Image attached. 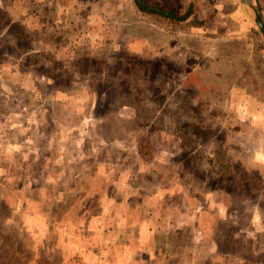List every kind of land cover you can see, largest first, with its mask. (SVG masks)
I'll use <instances>...</instances> for the list:
<instances>
[{
  "label": "rangeland",
  "instance_id": "obj_1",
  "mask_svg": "<svg viewBox=\"0 0 264 264\" xmlns=\"http://www.w3.org/2000/svg\"><path fill=\"white\" fill-rule=\"evenodd\" d=\"M116 212L149 220L150 264H264V37L241 0H0V264H99L67 237Z\"/></svg>",
  "mask_w": 264,
  "mask_h": 264
},
{
  "label": "crops",
  "instance_id": "obj_2",
  "mask_svg": "<svg viewBox=\"0 0 264 264\" xmlns=\"http://www.w3.org/2000/svg\"><path fill=\"white\" fill-rule=\"evenodd\" d=\"M190 4L194 5L192 1ZM167 16H170L167 14ZM115 223L110 225L108 223L107 229L100 230L96 228L92 230L96 234L101 233L102 236L97 235V240L95 241L94 237H88V235L82 234V230L78 229L80 232L72 236L67 237L68 240L73 241L76 245L84 244L85 250L87 251L89 257H93L92 262L99 264H150L152 263L151 255L152 250L150 248V239H143L148 237L150 224L149 220H144V222H139L138 224L127 225L122 224L125 219L122 218V215H118L116 212ZM132 227H137L138 229L137 236L134 240H131L128 236L121 237L120 232H126L127 229ZM106 228V227H105ZM102 231V232H101ZM86 232L87 229H86ZM103 233V234H102ZM100 236V239L98 238ZM128 238V239H127ZM82 239V240H81ZM97 242V243H95ZM144 253L147 257H141V254ZM82 254H86L83 252Z\"/></svg>",
  "mask_w": 264,
  "mask_h": 264
},
{
  "label": "water",
  "instance_id": "obj_3",
  "mask_svg": "<svg viewBox=\"0 0 264 264\" xmlns=\"http://www.w3.org/2000/svg\"><path fill=\"white\" fill-rule=\"evenodd\" d=\"M243 5H245L246 7H248L251 12H252V16L253 19L259 29V31L261 32L262 36L264 37V24L263 21L261 20L259 14L256 12V10L251 6V4L247 1V0H241Z\"/></svg>",
  "mask_w": 264,
  "mask_h": 264
},
{
  "label": "trees",
  "instance_id": "obj_4",
  "mask_svg": "<svg viewBox=\"0 0 264 264\" xmlns=\"http://www.w3.org/2000/svg\"><path fill=\"white\" fill-rule=\"evenodd\" d=\"M262 7L264 8V4H262ZM190 9H192V8H190ZM255 9H256L257 13L259 14L260 18L263 20V16H262V13H261V7L258 6V7H256ZM151 12H153V13L156 14L155 11H151ZM169 15H170V16H168L169 19H171V20H172V19L175 20V15H174V14L170 13ZM186 17H187V16L181 17L180 19H178V20L175 21V22H176V23H180V22L184 21V20L186 19ZM193 25H195V24H193Z\"/></svg>",
  "mask_w": 264,
  "mask_h": 264
}]
</instances>
